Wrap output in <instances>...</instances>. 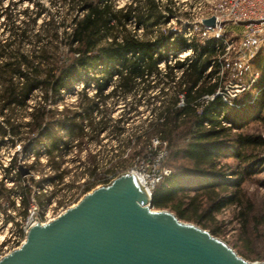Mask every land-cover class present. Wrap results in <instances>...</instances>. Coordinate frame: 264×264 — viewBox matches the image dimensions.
Listing matches in <instances>:
<instances>
[{
	"label": "trees",
	"instance_id": "16d2710c",
	"mask_svg": "<svg viewBox=\"0 0 264 264\" xmlns=\"http://www.w3.org/2000/svg\"><path fill=\"white\" fill-rule=\"evenodd\" d=\"M24 1L32 8L17 10L16 3ZM43 1L0 7V151L18 145L21 152L38 156L46 147V163L36 158L26 168L47 167L54 175L45 181L59 182L67 173L63 158L72 144L81 149L98 143L103 133L119 143L114 158L130 152L128 162L121 159L113 168L164 152L170 173L152 190L150 207L168 210L216 237L219 232L210 224L233 207L240 241L254 247L239 248L240 253L264 260V194L256 198L242 187L249 174L245 167L264 165V137L244 123H264L263 51L255 56L260 58L252 86L256 95L250 104L238 103L224 92L229 64L221 42L185 36L179 24L167 27L177 18L172 0H127L122 6L117 0H45L61 14L49 13ZM76 85L82 89L71 110L63 94ZM109 102L127 110L112 118ZM140 106L147 112L142 119ZM250 108L254 114L245 118L243 111ZM16 160L0 178L5 222H14L11 210L23 222L32 201L43 196L38 192L44 179H27ZM85 164L94 174L95 156L89 154Z\"/></svg>",
	"mask_w": 264,
	"mask_h": 264
},
{
	"label": "water",
	"instance_id": "95a60500",
	"mask_svg": "<svg viewBox=\"0 0 264 264\" xmlns=\"http://www.w3.org/2000/svg\"><path fill=\"white\" fill-rule=\"evenodd\" d=\"M213 28L215 17L201 21ZM22 175L29 173L19 167ZM0 264H264L240 257L224 241L165 210L131 173L86 194L44 225L31 226Z\"/></svg>",
	"mask_w": 264,
	"mask_h": 264
},
{
	"label": "rangeland",
	"instance_id": "374dc122",
	"mask_svg": "<svg viewBox=\"0 0 264 264\" xmlns=\"http://www.w3.org/2000/svg\"><path fill=\"white\" fill-rule=\"evenodd\" d=\"M19 0H0V7H6L9 2H18ZM127 0H117V4L122 6L126 3ZM168 0H162L163 3H167ZM177 10V18H172L170 22L167 24V27L180 25L178 28H181L182 32H188V28L191 29L193 34H199L200 31L196 27V22L199 20L202 15H209L213 8L220 3V0H172L171 1ZM44 6L48 8L49 13L51 14H61L62 10L58 6L50 5L45 0L43 1ZM31 5L24 1L23 3H16V9L22 10L25 7ZM182 25V27H181ZM224 36L228 40H232L233 42L238 43L240 39L244 38V29L239 25H231L226 27L224 30ZM263 52L260 54L261 59L264 57V48ZM258 53H255L252 56L249 53H245L244 57L238 50L237 47L229 54V67L227 68L228 76L225 81V88L227 89L226 93L228 99H235L238 103L243 102L244 104L252 103L254 96L256 95V90L252 89L255 84L254 81L259 77V69L257 68V62L260 58H256L255 56ZM256 58V59H255ZM235 86H240L241 89H236ZM82 89V85H76L74 91L63 94L64 102L69 105L71 110H75L76 106V93H78ZM93 88H88L87 93L91 96L93 93ZM140 93V92H138ZM110 108H113V117L117 118L120 114H123L124 111L127 110L124 104L118 103L113 106L112 102L108 103ZM62 107L60 106L59 109ZM146 108L144 106L139 107V111L143 112L145 118L147 116ZM259 113V112H258ZM244 117H250L251 114H254V110L252 108L243 111ZM260 117H264V108L260 112ZM245 126H249L252 132L261 134L264 137V123H260L258 121L245 120ZM136 124V123H135ZM133 126V125H132ZM59 136H64V133H59ZM98 143H92L87 145L86 147L77 148L75 147V143L72 144V147L65 152L63 158L62 169L64 168L67 173L65 174L63 180L61 182L57 181V179L46 180V177H51L54 175L52 170L47 167H36L33 171L29 170V173L25 176L27 179H33L35 181L44 179L42 181L41 190L39 188H35L34 190L40 191L43 196L40 202H36L35 205L37 208L43 210L47 208L49 205L59 206L63 202H65L69 197L71 198L73 195L77 194L85 185L91 183V179L93 177H97L98 175H115V178L128 173L131 169H133L134 164L129 162V165L126 167H117L113 168V164L121 159H126L130 152L125 154L123 157H115V150L119 145L118 141L112 139L107 136V133H103L99 137ZM46 148V147H45ZM45 148L42 147L38 151V156L36 152L24 153L21 152L19 146L15 147L6 146L0 151V178L3 175V169L9 166V162L12 158H16V162H23L26 166L35 162L36 158H38V162L40 164L46 163V155ZM162 151V149H161ZM91 154L95 156V160L97 163V167L95 169L94 174H90V169L87 167L86 160L87 156ZM129 158V157H128ZM127 158V159H128ZM264 158V155H263ZM165 159V158H164ZM112 160V161H110ZM225 160V159H224ZM129 159L127 160V162ZM230 163H234V159L231 161H227ZM164 165L162 168H165L170 173V167L168 165ZM249 174L246 176L245 182L242 184V187L246 191L247 194L255 196L256 198L261 197L264 194V188L261 186V181H264V165H258L255 168L245 167ZM111 170V171H110ZM252 172H255L254 174ZM99 178V177H98ZM11 182L7 183V186H12ZM16 202V207H19L20 198L18 196L14 197ZM32 205V203H31ZM154 211H160L153 209ZM165 210V209H163ZM168 211V210H165ZM170 212V211H168ZM10 215L14 218V222H5V217L0 213V255L6 251V249L11 248L16 240L19 238L18 232L20 229V225L22 221L19 218V213L16 211H8ZM172 213V212H170ZM173 214V213H172ZM236 212L233 207H227L223 209L220 213L215 216V223H211L210 227L212 229L216 228L218 230V236H214L222 241H224L229 247H231L240 257L244 258L248 262L251 263H261L264 260H250L246 258L244 255L240 253L239 248H254L252 245L249 247L247 245H243V242L240 241V232L239 225L236 221ZM184 223H189L197 226L192 222L181 221ZM202 229V227L197 226ZM208 231L207 229H205ZM209 232V231H208ZM264 248V247H262ZM247 250V249H246ZM262 253L264 254V249H262ZM255 252V251H254Z\"/></svg>",
	"mask_w": 264,
	"mask_h": 264
},
{
	"label": "built area",
	"instance_id": "2783aa9c",
	"mask_svg": "<svg viewBox=\"0 0 264 264\" xmlns=\"http://www.w3.org/2000/svg\"><path fill=\"white\" fill-rule=\"evenodd\" d=\"M210 16L215 17V26L213 28L204 27L201 21ZM195 25L200 31L197 35H200L201 38L211 37L221 42V46H223L225 51V55L223 56L225 62L229 61V54L235 47L238 48L242 57H244L245 53L254 56L255 53L262 51L264 48V0H220V3L213 8L211 13H209V15L200 16ZM231 25H239L244 29V38L240 39L238 43L228 40L224 36L223 30ZM187 30L188 32H186L185 36L193 34L190 28ZM223 70L224 68L221 69V74ZM208 71H210V69ZM235 88L241 89L240 86H235ZM226 91L227 89L224 87L225 95L228 98ZM107 92L108 91H106V93ZM224 92L218 93L224 95ZM152 142L153 146L158 144L156 139ZM164 157V152H159L153 157L137 159L134 162V168L128 172L136 177L150 199L152 190L169 174L167 169L162 168ZM24 166L25 164L23 162H18V169ZM114 179L115 175L100 174L97 177H93L91 183L85 185V188L83 187L81 191L71 198L69 197V199L59 206L49 205L47 208L41 210L37 208L32 201L27 216L20 225L18 232L19 238L11 248L6 249V251L0 255V259L20 247L31 226L49 223L63 214L67 209L75 206L86 194L98 187L109 184Z\"/></svg>",
	"mask_w": 264,
	"mask_h": 264
},
{
	"label": "bare ground",
	"instance_id": "6f19581e",
	"mask_svg": "<svg viewBox=\"0 0 264 264\" xmlns=\"http://www.w3.org/2000/svg\"><path fill=\"white\" fill-rule=\"evenodd\" d=\"M186 55H188V52L182 53V54L180 55V57H183V56H186Z\"/></svg>",
	"mask_w": 264,
	"mask_h": 264
}]
</instances>
